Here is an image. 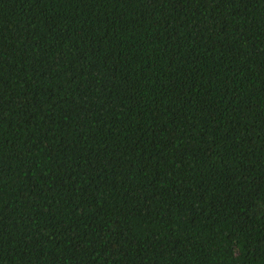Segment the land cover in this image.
Instances as JSON below:
<instances>
[{
  "label": "trees",
  "instance_id": "trees-1",
  "mask_svg": "<svg viewBox=\"0 0 264 264\" xmlns=\"http://www.w3.org/2000/svg\"><path fill=\"white\" fill-rule=\"evenodd\" d=\"M0 264H264V0H0Z\"/></svg>",
  "mask_w": 264,
  "mask_h": 264
}]
</instances>
